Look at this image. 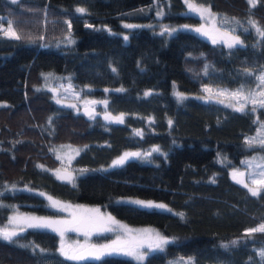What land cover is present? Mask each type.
<instances>
[{
	"label": "trees",
	"instance_id": "obj_1",
	"mask_svg": "<svg viewBox=\"0 0 264 264\" xmlns=\"http://www.w3.org/2000/svg\"><path fill=\"white\" fill-rule=\"evenodd\" d=\"M198 3L242 43L229 49L177 27L200 22L185 0H0V29L11 21L21 37L0 31V224L14 205L55 215L38 191L96 205L169 238L163 251L141 262L114 255L73 261L60 254L52 231L26 228L13 242L0 239V264H184L188 258L193 264H264L258 255L264 233L245 235L264 223V189L252 196L230 174L261 148L245 141L255 137L264 107L247 104L236 111L214 94L257 85L264 37L249 20L264 30V0L254 8L248 0ZM151 20L167 30L121 25ZM44 73L88 87L93 113L79 111L88 100L73 108L55 103L42 86ZM59 144L76 148L66 165L78 171L73 183L49 172L64 166L52 152ZM135 150L139 156L109 167L123 151ZM119 196L161 201L170 211L115 202Z\"/></svg>",
	"mask_w": 264,
	"mask_h": 264
},
{
	"label": "snow or ice",
	"instance_id": "obj_2",
	"mask_svg": "<svg viewBox=\"0 0 264 264\" xmlns=\"http://www.w3.org/2000/svg\"><path fill=\"white\" fill-rule=\"evenodd\" d=\"M186 6L189 8L190 11L195 12L201 16V18H204L205 15L209 17L210 20L215 23V16L211 12V8L205 7L202 4L198 3V0H185ZM248 3L250 7L254 8L256 6V0H248ZM78 12L84 13L85 9L78 8ZM224 22L227 23L228 19L225 17ZM249 24L252 25L253 28L256 29L257 33L264 37V30H262L255 20L250 19ZM70 27V25H69ZM126 27H133V25H126ZM204 26L201 25L200 28L194 29V31L200 32L202 35H209L207 31H204ZM167 30V29H166ZM0 31L4 32L5 36H8L12 39H20L21 37L17 34V32L13 28V24L11 21L8 22L7 29H0ZM214 31L217 33V35H211L210 38L212 39V42L218 43L223 42V44L231 49L235 45L241 44L239 37L236 35H231L227 31L221 32L219 29H214ZM235 31L234 29L232 30ZM71 42V41H70ZM252 72H247V75L251 76ZM257 81H259L258 88L259 91H253L249 90L248 92H245L243 87L235 90V91H217L214 93L217 97H223L230 101V103L226 106L233 107L234 110L243 112L245 110V106L249 103L256 106L259 105L260 107H264V72L260 73L256 76ZM203 91L206 93L212 94L213 90L210 88H205ZM149 93H145V95H148ZM179 98H183L182 94L177 93L176 94ZM234 101L235 103H231ZM59 103V101H57ZM219 103H224V99H219ZM105 119H114L117 122H123L122 117H110L106 116ZM169 124H171V121H169ZM140 134L139 132L137 133ZM259 138V139H258ZM246 144H248L249 147H252L254 144L259 143V145L264 148V124L260 125V128L258 129V135L257 137L246 139ZM153 151H158V149H153ZM140 153H125L124 156L120 157L118 160L113 162V166L121 165L124 163V161L130 157V156H139ZM239 176H243V173L234 172L233 178L235 179ZM61 179H67L69 182L72 181V177L70 175H66L65 177H60ZM237 183H242L245 188L248 189L250 194L252 196H257L260 194L261 189H264V171H261L259 173V178H253L251 180V184L256 185V187H251L249 183H246L243 180H237ZM43 195V193H41ZM48 199L51 201V205L53 207H58L59 202L53 200L51 197H48ZM130 203L139 205L144 208H161L164 209L166 206L163 204H154L151 201L145 202L142 200H133L130 201ZM68 207V206H64ZM93 215L89 216H83L79 219H76L75 217L71 221H57V220H51L43 217H35V216H23V217H10V222L17 223L19 226V231L23 232L26 228H33V229H50L54 232H58L61 236V246L59 248V252L62 256H64L67 260H73V261H80L85 260L87 258H91L94 260H100L103 256L109 255L112 253H122L126 256H131L135 259L142 260L143 255L139 252V249L141 247H144L145 244L149 249H159L160 251H163V246L169 241L161 236L159 233H156L154 235L148 234L150 233V230H143L144 235L139 236H132L130 239H122L120 237H117L116 240L112 241L110 244H91L89 245L87 241L83 245H76L69 249L65 248V245L63 243V237L65 231H77V232H83L85 237H88L90 235L91 230H96L98 232H109L113 231L114 228L112 225H115L116 227L122 229L126 234L131 233L132 230L128 229L125 225L118 224L117 221L114 220L111 216H101L99 215V209H91L88 210ZM170 211V209H169ZM181 217L183 214H180ZM62 226V227H61ZM264 233V223L260 224L257 227L248 229L245 232L246 236H251L253 233ZM18 235V232L14 230H8V229H0V239L8 242H13V238ZM236 241H232V244H236ZM41 251H44L41 249ZM258 255L261 257L262 261H264V249L260 250ZM184 264H193L192 258H188V260L184 261Z\"/></svg>",
	"mask_w": 264,
	"mask_h": 264
},
{
	"label": "rangeland",
	"instance_id": "obj_3",
	"mask_svg": "<svg viewBox=\"0 0 264 264\" xmlns=\"http://www.w3.org/2000/svg\"><path fill=\"white\" fill-rule=\"evenodd\" d=\"M185 6H186V3H185ZM203 6L208 7L206 5H203ZM186 9H187V11L192 12L189 10V8L187 6H186ZM153 11L155 13H158V14L160 12H162V10L160 11V9L157 8L155 3H154ZM211 12L215 16V23H213V21L210 20L207 15H205L204 18H201V16L199 14L192 12L199 18L200 22L196 23L192 27H191V25H187V24H183V23L179 24L177 27L189 28L191 30H194V29L200 28L201 25H203L204 26L203 30L207 31L209 33V35H203V36L209 40H212L210 38L211 35H217V33L214 31V29H219L221 32L227 31L231 35H236L235 33H233V31H231L227 27L223 26L222 19L219 16L215 15L213 13V11H211ZM121 25H122V27H124L126 29H130V28L136 27L138 25H145V26L152 27L156 32H160L163 29L164 30L167 29L166 28L167 24H165L163 22H159V21H152V20L148 21V22H144L143 24L122 22ZM126 25H133V27H126ZM173 27H170V28H173ZM166 32L167 31H165V33ZM221 43H223V42H221ZM262 72H264V70ZM42 77H43L42 78V86L50 91L52 100L57 104L67 105L68 107L73 108L76 105H78V106L84 105L88 99L93 98V96H91L89 94L90 89L88 87L74 86V85L72 86V85H70L69 81L66 78H62V77L57 76V75L52 74V73H44V74H42ZM258 84H259V81L257 82V85L252 89L253 91H259L260 90L258 88ZM235 90H237V89H232L229 91L231 92V91H235ZM219 99H224V103H228V104L230 103V101L226 98L220 97ZM57 101H59V103ZM231 103H235V102L232 101ZM249 104H251V103H249ZM251 106L253 107L254 105L251 104ZM256 106H259V105H256ZM101 107L102 106L99 105V108H101ZM261 124H264V120L263 119H257V125H256L257 130L255 131V135H254L255 137H257V135H258V129L260 128ZM255 146L260 147L259 145H255ZM263 149L264 148H262V147L258 148V149H254L250 152L249 155H247L245 158L240 160V163L238 164L239 167H234L231 170L230 174H231L232 178H233L234 172L243 173L244 174L243 176L237 175V177L235 179L234 178L233 179L234 180H243L246 183H249V185L251 187H256V185L251 184V180L254 177L259 178V173L261 171H264V150ZM52 152L54 153V155H56L61 160V162L64 164V166L53 168V169L49 170V172L56 179L66 181L68 183H73L76 172L78 173V171L73 170V169H68L66 167V165L74 157V155L77 153L76 148L73 146H70V145L59 144L57 146H54V148L52 149ZM125 153H128V151H123L121 154H119L117 157H115L109 163V167L113 166V162L118 160L120 157L124 156ZM66 175H70L72 177L71 182H69L67 179L58 178V176L65 177ZM239 184L243 186L242 183H239ZM246 190L248 191L247 188H246ZM37 193L45 199V202L49 206V208H51L52 210H54L56 212L55 215L41 214V213H37V212L32 211V210H25V209L23 210V209H20L19 207L14 205V207H12V210L7 215L5 221H3V223L0 224V229H8L10 231L15 229L17 232L19 231V226L17 225V223L10 222V217L35 216V217H43V218H47V219H51V220H57V221H71V220H73L74 217L76 219H79L80 217H83V216L93 215V213L88 211L91 209H99V215H101V216L113 217L106 210L100 209L96 205H90V204H85V203L84 204L83 203H75V202L72 203V202H67V201H62V200L52 198L53 200L59 202L58 207H53L51 205V201L48 199L49 196H47L44 193H43V195H41L42 192L37 191ZM133 200H142L145 202L151 201L154 204H163L166 206L164 209H161V208H155V209L169 211L168 206L164 202L149 199V198H138V197H132V196H119V197L115 198V202L130 203V201H133ZM131 204H133V203H131ZM133 205H136V204H133ZM64 206H68V207H64ZM136 206H139V205H136ZM139 207H141V206H139ZM114 220L117 221L118 224L125 225L128 229H131L132 232L126 234L122 229L116 227L115 225H112L114 230L109 231V232H98L96 230H91L90 235L88 237H85L83 232L65 231L64 237H63V243L65 245V248L69 249V248L76 246V245H83V244H85L86 241L88 244H99V245L110 244L112 241L116 240L117 237H120L122 239H130L132 236L144 235L143 230H145V229L150 230V233H148V234L154 235L156 233H159L157 230H155L154 228L149 227V226H134V225L126 224L123 221L116 219V218H114ZM48 230H50V229H48ZM50 231H52V230H50ZM52 232L57 236V239H58L59 244L61 246V236L59 235L58 232H54V231H52ZM161 236H163V235H161ZM163 237H165V236H163ZM165 238L167 240H169V238H167V237H165ZM154 250H159V249H149L145 244L144 247H141L139 249V252L143 255V259H144L146 255L153 252ZM109 255L126 257V258L132 259L134 261H140V262L143 261V259L138 260V259H135L131 256H126L122 253H112ZM168 264H180V262L177 259H173V260L169 261Z\"/></svg>",
	"mask_w": 264,
	"mask_h": 264
},
{
	"label": "water",
	"instance_id": "obj_4",
	"mask_svg": "<svg viewBox=\"0 0 264 264\" xmlns=\"http://www.w3.org/2000/svg\"><path fill=\"white\" fill-rule=\"evenodd\" d=\"M95 103V100L94 99H91V100H88L87 103L84 105V106H81L79 108V111L82 115L84 116H89L93 113V108H92V105ZM129 153H141V150H135V151H131ZM132 158L136 157V156H130ZM91 245V244H89ZM94 259H91V258H87L85 260H82V261H93Z\"/></svg>",
	"mask_w": 264,
	"mask_h": 264
}]
</instances>
